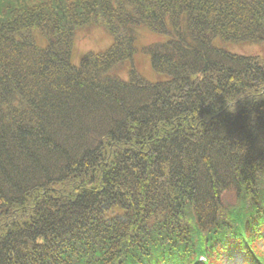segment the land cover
<instances>
[{
	"label": "trees",
	"instance_id": "16d2710c",
	"mask_svg": "<svg viewBox=\"0 0 264 264\" xmlns=\"http://www.w3.org/2000/svg\"><path fill=\"white\" fill-rule=\"evenodd\" d=\"M217 42L264 0H0V264H264V55Z\"/></svg>",
	"mask_w": 264,
	"mask_h": 264
},
{
	"label": "rangeland",
	"instance_id": "374dc122",
	"mask_svg": "<svg viewBox=\"0 0 264 264\" xmlns=\"http://www.w3.org/2000/svg\"><path fill=\"white\" fill-rule=\"evenodd\" d=\"M136 46L141 49L145 45L155 42H164L166 36L157 35L148 29L141 27L136 30ZM113 39L102 29L92 28L90 30H80L77 33L72 62L78 65L82 57L89 51L101 52L112 44ZM221 47L229 48L233 52L247 55H264V46L259 44L231 45L217 42ZM135 64L139 71L150 81L159 80L158 74L153 70L150 58L142 52H138L135 57ZM122 76L127 77L124 73ZM240 258V257H239ZM239 260V259H238Z\"/></svg>",
	"mask_w": 264,
	"mask_h": 264
}]
</instances>
